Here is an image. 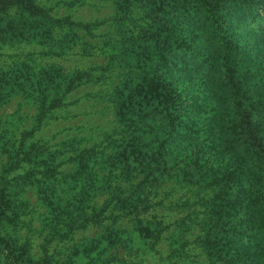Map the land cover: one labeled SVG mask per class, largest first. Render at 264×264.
Masks as SVG:
<instances>
[{"label":"trees","instance_id":"obj_1","mask_svg":"<svg viewBox=\"0 0 264 264\" xmlns=\"http://www.w3.org/2000/svg\"><path fill=\"white\" fill-rule=\"evenodd\" d=\"M111 1L113 16L83 22L54 16V8L39 0H0V44L38 48L0 63V108L18 96L35 109L29 128L20 129L14 119L8 131L0 130V151L7 156L0 175L1 264H51L48 246H63L89 221L104 222L115 211H147L148 193L141 186L155 187L162 175L207 191L199 199L201 217L194 219L207 257L264 264V0ZM76 3L85 0H60L57 7ZM107 22L116 34L104 37L119 51L114 64L121 67L118 82L103 97L113 116L106 146H85L84 138L72 137L49 147L36 133L61 117L59 110L72 104L69 94L101 81L57 60L76 48L89 55ZM115 165L131 191L114 185ZM18 168L26 171L12 175ZM139 174L143 178L133 183ZM24 184L34 187L46 209L42 260L19 235ZM102 191L114 195V204L104 201L93 210L99 216L90 218L86 212ZM130 219L143 237L156 238L155 222L143 226V220ZM112 225L72 246L73 255L88 257L124 232Z\"/></svg>","mask_w":264,"mask_h":264},{"label":"rangeland","instance_id":"obj_2","mask_svg":"<svg viewBox=\"0 0 264 264\" xmlns=\"http://www.w3.org/2000/svg\"><path fill=\"white\" fill-rule=\"evenodd\" d=\"M39 1L46 4L47 7H53L52 14L54 16L71 15L73 19L83 22L105 21L115 12L111 0H85L84 5L76 3L71 7H57V2L60 0ZM135 18L139 24L145 22L141 21L138 11L135 13ZM115 32L116 30L110 26V23H104L97 31L98 38L92 39L93 47L89 55L83 54L81 48H76L71 55L66 57L68 59L57 60L67 70L90 71L95 80L98 77L101 78V81L97 84L80 86L69 94L68 100L72 101V104L59 110L61 117L57 121L42 127L36 133L35 138L47 140L49 147L72 137L84 138L85 146H106L107 142L104 141L106 139L104 135L111 132L113 128V116L107 100L103 97L111 92L118 82L117 71L121 66L119 63L114 64V62L119 61L115 59L119 51L111 46L113 43L104 36L116 34ZM112 37L114 38V36ZM33 46L30 44L17 46L0 44V54L5 56L0 63L13 59L17 60V58L30 53H38V48ZM126 60L130 59L126 58ZM45 61L50 60L45 59ZM124 65L122 63V66ZM34 115L35 109L16 96L0 108V130L8 131L12 127L11 124L14 119H17V125L20 129H27L32 125ZM18 116H24L26 120H19ZM21 122L23 125H20ZM71 153L72 150L68 154ZM6 157L0 151V175ZM60 169L66 171L67 167ZM119 170L117 165L112 168V175L115 176L114 185L127 186V189L131 191L130 181H124L119 175ZM25 171L18 168L12 175L22 174ZM162 176V181H159L153 188L151 184H142L141 186L148 193L145 199L149 204L147 211L136 215L115 211V216L105 219L104 222L89 221L86 228L74 231L71 241L60 244L63 246L59 247L55 244L48 246L46 254L52 256L51 264H66L70 253L72 264H225L221 259L214 258L211 260L207 257L198 243L199 232L194 219L201 217L199 212L202 209L199 205V199L204 197L207 191L198 192L195 186L177 180L174 175L172 177H170L171 175ZM141 178L143 175L139 174L133 179V183H137ZM23 188L25 190L23 199L26 208L19 235L20 238L29 242L30 252L34 258L42 260L44 255L43 236L49 232L48 220L47 217H44L46 209L37 201L33 186L24 184ZM60 196L68 198L70 195ZM113 196L110 191H106L95 197L92 207L86 212L88 216L90 218L99 216L93 210L99 209L102 203L104 206V201H110L114 204ZM73 218H79L76 211H73ZM130 218L143 220V226L147 222H155L152 228H156V238L143 237L144 235L136 230L134 222ZM111 223L113 227H118L124 232L111 235L110 239L106 241L107 243H104L105 245L99 249H94L88 257L73 255L72 246L79 248L80 245L98 238V235H101L104 230L103 225ZM57 247H62L59 253Z\"/></svg>","mask_w":264,"mask_h":264}]
</instances>
